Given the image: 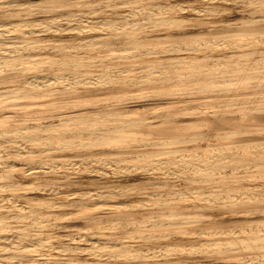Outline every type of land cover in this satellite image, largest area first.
Here are the masks:
<instances>
[{
	"label": "bare ground",
	"instance_id": "6f19581e",
	"mask_svg": "<svg viewBox=\"0 0 264 264\" xmlns=\"http://www.w3.org/2000/svg\"><path fill=\"white\" fill-rule=\"evenodd\" d=\"M10 1L11 0H0V4L3 3L4 8H7L3 13H10L15 16L16 13L19 12H29L26 7L27 5ZM90 5L87 2H82L78 6L88 7ZM56 7L60 9L62 7L68 8V3L57 5ZM175 8L176 7L172 5L133 7L127 15H117L120 23L115 28L125 33L128 32L132 34L134 32L138 35H141L143 31L154 32L174 29L175 26L184 25L183 20L174 16H168V14H174L176 12ZM183 10L184 8L179 7L180 12L185 11ZM67 17L65 21L69 24L70 22L77 21L79 16L71 15ZM86 22L88 21H85V23ZM59 23V25L62 24L61 22ZM70 24L69 26H71ZM29 27H33V30L25 31V28ZM50 27L52 26L45 24V22H36L33 24H24L17 21L0 23V107L36 106V108L32 110V113L29 114L31 119H37L35 121L36 123H32V125L29 124L30 126L26 128L21 127V130L20 128H18L19 130H13V134L15 135L11 136L22 138L24 141H29V143L34 140H45V142L53 140L55 136L50 135L51 132L54 131L52 125L56 124L58 126V124L55 122H41L39 120L42 119L38 117L37 114L44 113L45 110L62 109V107L65 108L67 106L69 108L70 105L105 104L107 101H102L100 99L91 101L92 99L90 100V98L94 100V97L91 95L90 98L85 100L73 101L60 105L55 102L57 99L56 97V99L50 100H43L44 98L65 94L71 96L75 95V97H77V92H74V90H94L99 86L106 87L109 85L114 86L115 84L119 86V89H122L125 87L122 81L125 80L128 74H137L133 81H129L133 83V86L136 84L153 89L156 88L157 85H160V87L166 88L165 92L154 93L148 96L163 99L171 98V100L175 101V104H177L176 101L178 102V100L185 95L205 94L206 96L200 98H209L214 104L212 111H201L198 113L189 111L176 112L174 110L172 111V109L164 112H156L154 115L156 118L155 121H159V123L164 125H171L167 133L164 131L163 133L156 134L168 136L161 137L158 140H130L128 143L125 142L117 147V149H137L139 147L163 145L183 147L186 151L184 150L175 155L172 154L171 151H167L166 155L163 156L161 155V150L159 153L156 152L157 154L154 153L155 155L152 153L155 157L159 156L158 158L149 160L145 158H151L153 155L147 154L146 152L142 153L136 151L134 153L132 152L130 155H115L113 159H116V162L117 160L135 161V164H133L135 167L144 169L147 173H153L154 176L164 179L165 183L161 185V187H164V190L158 193L161 195V198H156L157 196L152 194L151 196L155 197H153L152 200H150V196L148 202L135 204L126 203L122 205L121 210H117L115 205H109L104 208L106 210L105 213H102L104 216L95 214L96 210L89 207L86 202L73 204L72 206H79L78 210L85 213L83 216L88 223L93 225L94 223L98 224L96 228H74L75 230L64 231L61 237L53 240L47 233L64 228L60 223L56 222V216L50 215L49 213V217L46 219H50V217L54 216L53 221L50 219L51 223L48 226H41L40 223L43 221L41 215L31 216V214H28L27 208L32 209L30 205H28V207L23 204V206H18L13 204V201L8 202L5 198L0 199V245L4 247V249L0 250V257L1 260L2 258L6 260L0 261V264H159L155 261L167 257H178L181 258L182 264H189L187 261L188 258L204 254L211 255L214 258H218V256L221 255L230 257L232 260L229 261L228 264H264V210L260 211L259 218L230 228H223L221 226L230 222V220H236V217L229 216L228 219L230 220H225L224 222L221 221L220 216V213L224 211L225 213H232L233 211L236 212L235 210H239L242 211L239 216H243L242 213H244L248 217L250 213H247L244 209H248L252 204L256 205V203H261L264 200L263 190L259 192L251 190L243 191L239 188L237 190L236 188L234 189V187H225L224 184L226 180L225 182L223 181L225 177H231L232 179L230 180H232L234 184L238 178L237 175H242L241 173L247 170H252L256 167H260L264 170V141L243 142L237 146L238 148H242V150L247 147H252L251 149L254 148V153H252L254 154L253 158L243 156L239 150H237L236 146L229 148L217 146L201 148L199 146V143L205 141L212 143L213 141H217L219 143L222 139H230L237 133L249 130H256L264 135V128H255L256 125H264V123H258L253 120L251 122L235 123L233 121L228 122L226 121L228 119L225 118L234 114L244 115L250 113L254 116L259 115V117L260 114H264V94L249 99V101H247V99L246 102H243L242 106L238 103L234 104L231 102L234 96L240 94L251 96L256 92H264V35L253 36L254 38L249 39V42L241 45L238 44V41L234 40L238 37L224 35L219 41L216 39V42L213 40L205 42L202 40H188L185 47L178 44H167L168 46H164V48L143 46L141 44L144 43L142 42L144 39L139 38L132 41L129 46L120 47L122 54L104 57L101 60H124L132 58L137 60L142 57H155L157 55L162 56L161 59L148 63L147 66L137 61H132L127 66L104 65L105 67L101 69V72L94 74L91 72L93 69H91L90 66L93 59L80 55L82 52L90 51L91 47L88 44L91 43L92 40L89 42L84 39L85 41L83 40V43H80V45L78 43L77 46L74 47H66V45L65 47L56 48L55 50H57V52L61 51L68 53L65 58L56 57V59H51V57L45 58L47 52L44 51L45 48L39 46L38 43L29 42L27 40H8V37L13 35L16 37H25L26 35L49 32L51 30ZM37 28L38 30H35ZM103 28H101V30ZM56 29H58V27ZM108 29L113 30L112 27ZM84 31L81 32L83 33ZM210 52L213 54H201ZM196 54H201L202 56L197 58L195 56L190 57V55ZM54 57L55 56H53V58ZM37 70L44 74L50 71L59 72L52 76L42 74L33 78L26 77L28 72ZM155 75H157L156 78L154 77ZM11 85H13V87H11ZM192 85H197V87H191ZM182 86L186 87L178 88ZM52 88H58L59 90L58 92H53ZM239 107L244 110L239 111ZM201 115L204 117H200ZM99 116L101 118L103 117V119L106 117H109V119L115 117L116 119H113L114 122L112 124L100 127L98 126L100 123L88 124L86 122L89 120L88 118L80 116L71 118L70 120L72 121L85 122L87 126L84 125L86 127H82V129L78 131H70L66 130V128L61 129L60 133L58 132L57 134H62L59 135L62 137L58 139L61 140L60 142H62L63 147L66 149L72 148L77 145L79 139H83L84 146L89 147L90 144L87 143L88 139L84 137H93L94 141H91L93 142V146L102 148L103 150L107 148L113 150L114 146H107L109 141L121 138L120 135H123L126 129L131 128V126L138 122H144L141 119H125L121 113L106 112V114H100ZM188 116H196L198 119L188 120L186 119ZM96 120L94 119V121ZM7 121L8 117L0 115V122ZM67 122L68 121L65 123ZM57 131H59V128ZM1 132L0 139H3L5 135ZM10 132H12V130ZM151 134L152 133L149 135ZM7 136L11 138L9 134ZM105 161L108 160L105 159ZM76 165L78 164L76 163ZM90 165L91 163H87V167ZM110 167L112 168V165ZM115 167L116 166L113 168ZM130 168L131 167H129V169ZM122 169L123 168H121V171ZM99 171L101 170H98V172ZM103 173L107 172H102V174ZM107 174L110 175V173ZM243 176L248 175L243 174ZM178 181H185L187 185L186 189L181 190L175 187ZM2 188H4V186ZM187 198L194 200V202L179 208L180 201H184ZM67 206H71V204H67L66 207ZM177 206L178 208L176 209L175 207ZM53 207L48 206L46 209L50 210ZM61 207L65 208V205H61ZM130 210L132 212H128ZM203 217H206V219H203ZM113 221L117 222L114 223ZM181 224H189L198 229H173V227H178ZM200 227H205L207 230H202ZM92 229L99 230L100 234H90ZM188 229L192 230L188 231ZM120 232H125V234L128 235L127 240L130 242L140 241L148 243V245L135 246L127 243L121 244L123 240L121 235L119 236ZM87 233L89 237L86 235ZM109 235L110 238H107ZM195 238L197 241L192 242ZM149 242H154V244L149 245ZM155 242H158V244H155ZM55 255H68L69 258L64 260L57 258L53 259ZM77 256L81 258L78 259L76 258ZM26 259H31V262H26ZM197 264L206 263L199 262Z\"/></svg>",
	"mask_w": 264,
	"mask_h": 264
},
{
	"label": "rangeland",
	"instance_id": "374dc122",
	"mask_svg": "<svg viewBox=\"0 0 264 264\" xmlns=\"http://www.w3.org/2000/svg\"><path fill=\"white\" fill-rule=\"evenodd\" d=\"M11 1H13V3L17 2V3L27 5L26 7L28 8L29 12L16 13L15 16L17 15L19 16L20 14L22 16L20 15L19 17L18 16L15 17L10 13H7V14L3 13L7 8L6 7L4 8L3 3H1L0 4V23H10V22L17 21V22L24 23V24H33L36 22H45V24L51 25L52 27H50L51 30L49 32H43L41 34L40 33H37L35 35L31 34L28 36L26 35L25 37H19V36L16 37L15 35H13V36L8 37L9 41L27 40L29 42L38 43L39 46L44 47L45 48L44 51L47 52V55L45 56V58L51 57V59H56V57L65 58L68 55V53L66 52H61V51L57 52V50H55L56 48L65 47L66 45H67L66 47H74V46H77L78 43L79 45L80 43H83L84 39L89 42L90 40H92L91 43H89L88 45L93 50L90 48V51H87V52L85 51L86 53L82 52V54L80 55L91 57V59H93L90 66H91V69H93L91 70V72H93L94 74L101 72L102 71L101 69H103L105 66H111V65H126L127 66L132 61H137L147 66L148 63L160 60L162 57L160 55H157L155 57H142L137 60L136 59L134 60V58L124 59V60L110 59L108 61L101 60L104 57H111L112 55L122 54L120 47L129 46L132 41H135L139 38L144 39L142 40V42L144 43L141 44L143 46L145 45V46L154 47V48L155 47L164 48V46L166 47L169 44H174V45L178 44V45H181L182 47H185L186 42L188 40H202L204 42L213 40L216 42V39L217 41H219L220 39L224 37V35L225 36L228 35L229 37H238L237 39H234V40L238 41L239 42L238 44L241 45V44H245L246 42H249L250 41L249 39L254 38L253 36L264 35V0H11ZM82 2H87L89 3V5L90 4L91 5L88 7L78 6ZM64 3H68V8L62 7L60 9L56 7L57 5H62ZM151 5H163V6L172 5L176 7L175 8L176 12L174 14H168V16H174L178 19L183 20L184 25H179L180 27L175 26L176 28L174 27V29L172 28V29H167V30H160L161 32L154 31L155 33L152 31H146V32L143 31L142 32L143 34L141 33V35L135 34L134 32L132 34L127 32L128 33L127 34L115 28L120 23V21H118V16L127 15L128 12L133 9V7L151 6ZM179 7L184 8L185 11L183 10L184 12L182 11L180 12ZM71 15H75L79 17L77 21H73L72 23L70 22L71 24L70 23L69 24L71 26H69L68 22L65 21V18ZM85 21H88V22L85 23ZM59 22H61L62 24L59 25L60 24ZM57 27L58 29H56ZM109 27H112L113 30L111 29L109 30L108 29ZM101 28L103 29L101 30ZM30 30H33V27L25 28V31H30ZM35 30H38V28ZM81 31H84V32L82 33ZM240 40H243V41H240ZM51 44L53 45L58 44V45L53 46ZM201 54L211 55L213 53L210 52V53H201ZM201 54L190 55V57L195 56L197 58L199 56H202ZM52 55L55 57L53 58ZM57 72L59 71H52V72L50 71L48 73L45 72L46 74H44V73H41V71L39 72L38 70L30 71L26 74V77L33 78L35 76H40L42 74L46 76L47 75L52 76L53 74ZM127 76L125 80L122 81V83L124 82L123 84L125 85V87H123L122 89L121 88L119 89L118 88L119 86L115 84L114 86L113 85L106 86L107 88L99 86L97 89H94V90L92 89L91 90H87V89L74 90V92H77V95H76L77 97H75V95L71 96L69 94H65V95L53 96V97L48 96V98H44L43 100H50V99L57 98L55 102L60 105L71 103L73 101L85 100V99L90 98L91 95L94 97V100L93 98H90V100L92 99L91 101H95L97 99H100L102 101H107L105 102V104L96 103L97 105L96 104L79 105V106L70 105L69 108L67 106L65 108L62 107V109L60 108V109L47 110V111L45 110L44 113L37 114V116L42 119L39 121L55 122L59 126L58 127L56 124L52 125V129H54V131H52L50 135H53L55 137H53L54 138L53 140H49L48 142L46 141L47 143L45 142V140H34V141H30L31 143H29V141L28 142L27 140L24 141V139L22 138H16L14 136H11V135H15L13 134V130H19L18 128H20L21 130L22 129L21 127L26 128L30 126L29 124L32 125V123L33 124L36 123L35 121L37 119L35 120L31 119L29 115L30 113H32V110L36 108V106L0 107V115L4 117H8L7 122H0V132L2 131L1 133L5 135L3 136L4 137L3 139H0V163H2L0 164V176H2L0 177L1 178L0 179V188H1L0 189V199L5 198L7 199L8 202L13 201L12 203L18 206L27 205L28 207V205H30L32 209L26 207L28 209L27 210L28 214H31V216L41 215V218L43 219V221L40 223L41 226H48L51 223L50 219L53 221L54 216H56V219H55L56 222L60 223V225L63 226L64 228L56 229L54 231H50L47 233L53 240H56L58 237H61L64 234V231L75 230L74 228H78V227L96 228L98 227V224L94 223L93 225L91 223H88L84 219V216H83V214L85 213H83V211L78 210L79 206L78 207L72 206L73 204H79L82 202H86L88 203L89 207L94 208L96 210L95 214L104 216V214H102V213H105L106 211L104 208L108 207L109 205H113V206L115 205L117 207V210H121L122 205L126 203L135 204V203H140V202H148L149 197L152 194L157 196L156 198H161L160 197L161 195H159L158 193H161L164 190V187H161V185L165 183L164 179L154 176L153 173H150V172L147 173V171H145L144 169L135 167L133 165L135 164V161H132V160L131 161H128V160L118 161L117 160L116 162V159H113V158L115 157V155H118V154H119L118 156L130 155L132 152L134 153L136 151L142 152V153L146 152L147 154L153 155L154 153L156 152L159 153L162 150L161 155L163 156L166 155L167 151H171L172 154L175 155V154H178L179 152H183L184 150L186 151V149H184L183 147H179V146H163V145L139 147L137 149H134V148L133 149H121V148L117 149V147L120 146L121 144H124L125 142L128 143L130 140H137V139L158 140L161 137L168 136V135H157L156 134V133H163L164 131L165 133H167L169 126L171 127V125H164V124L159 123V121H155L156 118L154 117V115L156 112H160V111L164 112L170 109L176 112L189 111V112H196V113L201 112V111H212L214 102L209 98L207 99L200 98V97L206 96L205 94H202V95L201 94L199 95L188 94V95L183 96L180 100H178V102L176 101L177 104H175V101L171 100V98L163 99V98L148 96L154 93H160L163 91L165 92L166 88L160 87V85H157L156 87L157 89L156 88L149 89L146 86L136 85V84L133 86V83H130L129 81L131 80L133 81L136 78L137 74L136 75L128 74ZM154 77L156 78L157 75H155ZM11 87H13V85H11ZM185 87L186 86H182L178 88H185ZM191 87H197V85H192ZM58 90H59L58 88H52L53 92H58ZM263 94L264 92H260V93L256 92L255 94H252L251 96L246 95V94L244 95L240 94V95L234 96V99H232L231 102L234 104L238 103L240 106H242L243 102H246L247 99H248L247 101H249V99L259 97L260 95H263ZM238 110L243 111L244 109L239 107ZM106 112L107 113H121L123 114V117H125V119H133V120L141 119L144 122L143 123L138 122L134 124L133 126H131V128L126 129L124 131V134L120 135L121 138H117L112 141H109L107 143V146L108 147L114 146L113 150H110L107 148V149H104L105 150L104 151L102 148L93 146V142H91V141H94L93 137H84L85 139H88L87 143L90 144L89 147L84 146L83 139H79V141H77V145L73 146L72 148L66 149L63 147L62 142H60L61 140L58 139L59 137H62V136H59L62 134H57L58 132L60 133L61 129L66 128V130L78 131L79 129H82V127L85 128L87 126L86 125L87 123L88 124H93V123L99 124L100 123L98 125L100 127H104L105 125H110L116 119L115 117H112L110 119L109 117L108 118L106 117L103 119V117L101 118L99 116L100 114H106ZM76 116H80V117L88 118L89 120L90 119L92 120L90 121L87 120L86 121L87 123L76 122V121L70 120L71 118H74ZM200 117H204V116L201 115ZM258 117L259 115L254 116L253 114L247 113L244 115L234 114L231 116H227L225 118L228 119L226 121L228 122L233 121L235 123H244L247 121L251 122L252 120L258 123H264V114L263 115L260 114V117L259 118ZM117 118H120V117H117ZM195 118L196 120L198 119V117L196 116L186 117V119L188 120H194ZM94 119L95 120L97 119V120L94 121ZM11 120H15L16 122L11 121ZM59 120H63V121L57 122ZM69 120L71 123L69 122ZM66 121L68 122L65 123ZM58 128H59V131H57ZM255 128H264V125H256ZM11 130L12 132H10ZM150 133L152 134L149 135ZM8 134L10 135L11 138L7 136ZM251 141H261L262 142L264 141V135L259 131L249 130L246 132L237 133L233 135V137L230 139H227V138L222 139L219 143L217 141H213V143L205 141V142L199 143V146L201 148H207L210 146L229 148L233 146L237 147L243 142H251ZM249 148L250 147L243 148V150H245L243 151L242 148L237 147V150H239V152L243 156H247V158H253L254 154L252 153H254L253 151L254 148L253 149H251L252 147L250 149ZM87 149L89 150V152ZM154 155L151 156V158L149 157L145 159L149 160V159L159 157V156L155 157ZM105 159L108 161H105ZM76 163L78 165H76ZM87 163H91V165L87 167ZM111 165H112V168L114 166L116 167L112 169L110 167ZM129 167L131 168L129 169ZM121 168H123L122 171H121ZM98 170H101V171L98 172ZM102 172L110 173V175L107 173L102 174ZM142 173H145V174H142ZM241 174L242 175L239 174L240 176L237 175L238 178L236 179V182H234V184L232 180H230L232 179L231 177H225L223 179L224 182L226 180V183L224 184V186L234 187V189L236 188L237 190L239 188L240 190H243V191H249V190L258 191V192L261 190L264 191V170L262 168L256 167L252 170H247ZM243 174L248 175V176H243ZM3 186L4 188H2ZM175 187L183 190V189H186L187 185L185 181H182V182L178 181V183L175 184ZM153 197L154 196H151L150 200H152ZM187 199H185L184 201L181 200L183 202L180 201L179 208L184 205L187 206L188 204L194 202V200H191L190 198H187ZM67 204H71V206L66 207ZM61 205H65V208L61 207ZM45 206L46 207L51 206L53 208L50 210H47ZM37 207H39L40 209ZM175 208L177 209L178 206ZM244 210L247 211V213H250V215L248 214V217L244 213H242L243 216H239V214L242 212L239 210H235L236 212L233 211L232 213L231 212L225 213V211L221 212L220 213L221 221L225 222V220H230L228 219L229 216L236 217V220H237V221L230 220V222L223 224V226L221 227L223 228L235 227V226L241 225V223L250 222V221H253L259 218L260 211L264 210V200L261 203H256V205L252 204L251 207L249 206L248 209H244ZM128 212H132V211L130 210ZM49 213L50 215H54V216L50 217V219H46L47 217H49L48 215ZM203 219H206V217H203ZM113 222L115 223L117 221H113ZM85 223L88 225H86ZM181 228L198 229L189 224H181L178 227H173V229H181ZM201 229L207 230V228L205 227ZM190 230L192 229H188V231ZM90 234L92 235L100 234V231L92 229ZM86 235L89 237L88 233ZM120 235L123 240L121 244L127 243L129 245H135V246H144L146 244L148 245V243H145V242L128 241L127 240L128 235H126L125 232H120L119 236ZM107 238H110V235ZM196 241L197 239L195 238L192 242H196ZM175 242H179V241H175ZM153 244L154 242H149V245H153ZM155 244H158V242L157 243L155 242ZM0 247H1L0 250L4 249L2 245H0ZM224 256L225 255H221V256H218V258H214L211 255L204 254L200 256H192L188 258L187 261L189 262V264H197L199 262H205L206 264H228L229 261L232 260V258L224 257ZM54 258L64 260V259H68L69 256L68 255H55L53 256V259ZM76 258L79 259L81 257L77 256ZM0 261H6V260H3V258L1 260V257H0ZM25 261L30 263L31 259L30 260L26 259ZM181 261H182L181 258H178V257H175V258L167 257V258L160 259L159 261L157 260L155 262L159 264L161 263L163 264H182Z\"/></svg>",
	"mask_w": 264,
	"mask_h": 264
}]
</instances>
